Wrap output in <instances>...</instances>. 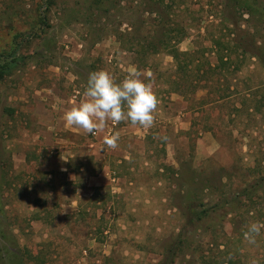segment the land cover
<instances>
[{"label":"rangeland","instance_id":"obj_1","mask_svg":"<svg viewBox=\"0 0 264 264\" xmlns=\"http://www.w3.org/2000/svg\"><path fill=\"white\" fill-rule=\"evenodd\" d=\"M96 1L0 0L1 60L20 58L0 82V264H159L180 239L176 264H222L225 244L264 264V189L233 203L264 177V0L254 16L234 0ZM98 70L139 73L158 101L151 127L119 122L107 161L93 134L42 135L32 112L38 92L82 97Z\"/></svg>","mask_w":264,"mask_h":264},{"label":"clouds","instance_id":"obj_2","mask_svg":"<svg viewBox=\"0 0 264 264\" xmlns=\"http://www.w3.org/2000/svg\"><path fill=\"white\" fill-rule=\"evenodd\" d=\"M157 103L152 85L142 80L139 73L131 72L117 83L108 71L98 70L89 74L83 99L66 110L63 119L67 125L93 135L107 121H129L134 126L149 128L153 125ZM118 139L117 135L105 136L104 144L115 149ZM261 228L259 223H250L244 233L245 239L255 244Z\"/></svg>","mask_w":264,"mask_h":264},{"label":"crops","instance_id":"obj_3","mask_svg":"<svg viewBox=\"0 0 264 264\" xmlns=\"http://www.w3.org/2000/svg\"><path fill=\"white\" fill-rule=\"evenodd\" d=\"M59 93L55 95L49 94L47 92H38V94L33 96V102L35 103V108L32 111L33 116H35L37 122L42 125L43 130H46L44 133H42V135L49 136L50 130H63L66 132L69 131L71 135H81V131H84L83 129L76 126H69L63 119L64 112L70 109L72 106L78 104L80 98L83 99V96L80 97L81 92L79 93L78 91H73V94L70 97V103L63 102L67 96H65V94L60 95ZM59 97H61L60 100ZM52 101L61 102L62 108L55 107L54 105L53 108L47 109L46 106L48 105V102H50V104H54ZM65 105H67V109L63 108ZM119 130V122L113 123L111 121H107L105 126L102 129L97 130L93 135L94 139L98 140V143L95 145V147L100 149V156L105 159L104 161L112 159L113 155H116V152L118 151V146L115 149L108 148L104 144V137L111 135H117L119 137ZM82 148L86 149V152L90 154V146L88 147L87 145H83Z\"/></svg>","mask_w":264,"mask_h":264},{"label":"trees","instance_id":"obj_4","mask_svg":"<svg viewBox=\"0 0 264 264\" xmlns=\"http://www.w3.org/2000/svg\"><path fill=\"white\" fill-rule=\"evenodd\" d=\"M235 1V6H238L239 9H248L250 10L251 14L257 12L256 9V4L255 2L257 0H234ZM102 0H97L95 3H101ZM41 24L42 25H48L47 24V20L46 18H42L41 20ZM167 38V42L164 43L163 48L164 49H170L173 46L171 45L170 39L168 38V36L166 35ZM18 49H19V45H17V49L14 51L13 54H11L10 56L4 58L3 60H1L2 56H0V82H2L4 79H6L7 77L11 76L16 68V64L19 63L20 58L18 57ZM169 53H171L173 56H175V59H178V52L175 51L174 49L170 50ZM186 55L188 56V54L186 53ZM185 55V56H186ZM7 58H9L10 60H8ZM22 60V59H21ZM221 62L224 63V61H229L226 56L223 55V57L220 58ZM4 62V63H3ZM194 62H190V63H186L183 65H179L182 67V69L185 71H187V68H190L191 65H193ZM224 65H228L227 63H224ZM187 69V70H186ZM204 74L200 73V76L198 77V79L195 81V86H194V90L197 89V87H201L200 84L202 83V81L204 80ZM264 189V177L263 178H257L254 180V183L252 182L249 186H247L244 190H242V192L237 193L239 195H236L237 199L233 200V203H237L238 201H240V199L242 197H246L248 198L250 201H253L254 196H256L258 194V192L262 191ZM241 194V195H240ZM240 196V197H238ZM242 196V197H241ZM220 208V205H217V209ZM231 239L234 238H229V241ZM184 241L182 239H180L178 241L177 245H174L169 251L168 253L163 257V259L160 261L159 264H176V257H177V248L180 246L181 243H183ZM180 243V244H179ZM231 243H234V241H232ZM216 247L218 249H220V246L218 243H216ZM225 250H219L221 254H225L226 256L229 255V258L222 262V264H234V260L233 258L230 257V248L228 245L225 244ZM223 251V252H222Z\"/></svg>","mask_w":264,"mask_h":264}]
</instances>
